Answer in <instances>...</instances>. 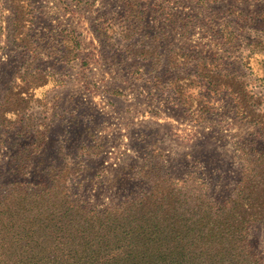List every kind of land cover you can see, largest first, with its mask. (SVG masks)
Instances as JSON below:
<instances>
[{
    "label": "rangeland",
    "instance_id": "rangeland-1",
    "mask_svg": "<svg viewBox=\"0 0 264 264\" xmlns=\"http://www.w3.org/2000/svg\"><path fill=\"white\" fill-rule=\"evenodd\" d=\"M248 148L264 154V0H0V197L57 177L102 209L158 173L223 204ZM249 234L264 264V218Z\"/></svg>",
    "mask_w": 264,
    "mask_h": 264
},
{
    "label": "trees",
    "instance_id": "trees-1",
    "mask_svg": "<svg viewBox=\"0 0 264 264\" xmlns=\"http://www.w3.org/2000/svg\"><path fill=\"white\" fill-rule=\"evenodd\" d=\"M245 152L244 178L223 204L212 202L201 178L177 186L158 173L150 192L102 209L71 200L57 177L13 190L0 197V264H263L249 230L264 218V204L256 205L264 200V154Z\"/></svg>",
    "mask_w": 264,
    "mask_h": 264
}]
</instances>
